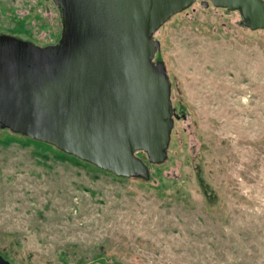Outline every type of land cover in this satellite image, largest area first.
<instances>
[{
    "label": "rangeland",
    "instance_id": "1",
    "mask_svg": "<svg viewBox=\"0 0 264 264\" xmlns=\"http://www.w3.org/2000/svg\"><path fill=\"white\" fill-rule=\"evenodd\" d=\"M62 28L52 0H0V36L46 47ZM153 40L173 127L162 163L136 155L146 178L0 127L9 264H264V29L195 2Z\"/></svg>",
    "mask_w": 264,
    "mask_h": 264
},
{
    "label": "water",
    "instance_id": "2",
    "mask_svg": "<svg viewBox=\"0 0 264 264\" xmlns=\"http://www.w3.org/2000/svg\"><path fill=\"white\" fill-rule=\"evenodd\" d=\"M56 45L0 36V127L120 178H146L173 127L170 83L154 34L195 2L239 11L264 29L261 0H52ZM0 264H9L0 255Z\"/></svg>",
    "mask_w": 264,
    "mask_h": 264
},
{
    "label": "flooded vegetation",
    "instance_id": "3",
    "mask_svg": "<svg viewBox=\"0 0 264 264\" xmlns=\"http://www.w3.org/2000/svg\"><path fill=\"white\" fill-rule=\"evenodd\" d=\"M261 1H264V0H261ZM201 3V2H200ZM202 4V3H201ZM209 5H211V4H209ZM238 13H239V11H237ZM239 16H240V13H239Z\"/></svg>",
    "mask_w": 264,
    "mask_h": 264
},
{
    "label": "trees",
    "instance_id": "4",
    "mask_svg": "<svg viewBox=\"0 0 264 264\" xmlns=\"http://www.w3.org/2000/svg\"><path fill=\"white\" fill-rule=\"evenodd\" d=\"M174 115V114H173Z\"/></svg>",
    "mask_w": 264,
    "mask_h": 264
}]
</instances>
